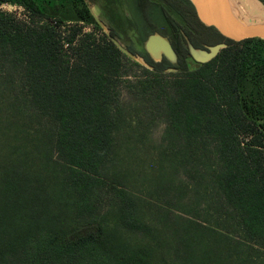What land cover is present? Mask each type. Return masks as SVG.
<instances>
[{
    "label": "trees",
    "instance_id": "16d2710c",
    "mask_svg": "<svg viewBox=\"0 0 264 264\" xmlns=\"http://www.w3.org/2000/svg\"><path fill=\"white\" fill-rule=\"evenodd\" d=\"M7 3L29 19L0 10V264H264V39L224 36L192 0H0ZM143 28L142 42L165 36L175 59L126 42ZM219 43L207 62L191 52ZM126 56L154 73L138 84L127 78L145 93L170 72L159 145L129 130L119 112ZM209 142L218 197L204 204L237 230L198 217L180 195L174 230L157 235L136 193H183L174 174ZM191 179L197 208L202 176ZM104 193L113 201L93 217ZM51 198L59 210L49 209ZM123 228L151 241L127 244Z\"/></svg>",
    "mask_w": 264,
    "mask_h": 264
},
{
    "label": "rangeland",
    "instance_id": "374dc122",
    "mask_svg": "<svg viewBox=\"0 0 264 264\" xmlns=\"http://www.w3.org/2000/svg\"><path fill=\"white\" fill-rule=\"evenodd\" d=\"M258 3L264 9V4L257 0ZM129 3V0H127ZM93 11L97 15L99 19V7L98 5L92 4ZM0 10L6 11L7 13H11L16 16L18 19H29V13L26 10L19 6H14L12 4H3L0 6ZM264 17H251L250 20H263ZM102 21V20H101ZM65 31V28H61ZM86 31H91V27H86ZM145 29H141V32H137V37L130 33L128 38L126 39L127 43H132L138 50L140 51H147L145 43L142 42L140 39L145 35ZM99 33V32H97ZM100 34V33H99ZM156 57L161 55V52L155 53ZM197 55H200L199 52H196ZM124 73L127 74L125 77H122L118 80L117 83V91L119 92V100H120V113L122 114L123 119H125L126 124H129V130H133L138 134H142L143 137L146 139H150L156 144H161L163 140V134L166 129V118L164 115V101L166 98V91L169 90L166 85L167 79L170 77L168 74L159 75L157 80H160L162 86H157L154 90H149L147 93L144 90H140L139 85L137 87L135 85H131L128 83L127 78L130 79L131 82L138 84V81L141 79H148L154 78V73L148 71L146 66L140 62L138 59L124 57ZM157 85V84H156ZM159 87V88H158ZM158 94L160 96H158ZM50 124V123H49ZM131 137V136H130ZM132 141L129 144V147L135 146L133 143L136 138H130ZM213 144L208 143L207 149L203 148L204 156L198 160L197 163L188 165L186 170H181L179 173L174 174L177 179L182 178L185 181V190L183 193H179L178 191L170 190L169 192L166 190L160 191H152L150 190L148 193L140 192L136 193V198L138 197V210L140 216L151 224L153 228V232L157 235H161L164 238L168 237L171 230H174V219L176 213H178V205H177V198L180 195H184L183 203L189 208L193 209L194 213H197L198 217H207L210 216L213 221L218 220L221 225L228 226L231 231L237 230L235 221L230 219L227 215L222 217L221 215L212 214V212H208L206 205L204 204L205 201H210L213 198L218 197V191L213 183V175L215 171H218L219 165L213 153ZM262 149L264 150V144L262 145ZM187 171V173L185 172ZM202 176L201 185L196 188V190L200 189V203L197 208L193 207V186L192 184L195 183V180L191 179L193 176ZM175 186V184L173 185ZM63 197H66L65 194H62ZM52 197V196H51ZM103 201L100 204L99 210H96L95 215L99 214L102 215L107 209L109 208V204L113 201L111 195H107L104 193L102 195ZM36 201L38 200L34 198ZM167 201H170L171 204H166ZM58 205L60 204V199L51 198L49 203V209H60ZM218 206H213L211 209L215 210ZM219 209V208H218ZM224 212L223 210H220ZM70 219L74 223H82V219L76 218L75 215H72ZM113 223V220H111ZM113 225V224H112ZM121 236L125 240L127 244L130 245H137L139 242H150V237L145 236L141 233H137V231H132L123 228L121 231ZM152 240L157 241V237L152 238ZM173 264H176L172 260ZM4 264H10V260L5 261Z\"/></svg>",
    "mask_w": 264,
    "mask_h": 264
},
{
    "label": "water",
    "instance_id": "95a60500",
    "mask_svg": "<svg viewBox=\"0 0 264 264\" xmlns=\"http://www.w3.org/2000/svg\"><path fill=\"white\" fill-rule=\"evenodd\" d=\"M196 6L197 14L201 21L207 26L217 28L224 36L234 40L242 41L248 38L260 37L264 39V19L263 20H245L242 19L231 0H192ZM96 20L103 24L101 19L94 13ZM147 52L154 58L159 59L162 55L174 60L175 52L169 40L159 34L152 33L144 41ZM120 48L131 55L130 52L121 44ZM225 46L219 43L211 46L209 50L195 49L191 47L194 58L199 62H207L217 55L219 50ZM159 47L161 55L156 57L155 48ZM199 52L200 55H197Z\"/></svg>",
    "mask_w": 264,
    "mask_h": 264
},
{
    "label": "bare ground",
    "instance_id": "6f19581e",
    "mask_svg": "<svg viewBox=\"0 0 264 264\" xmlns=\"http://www.w3.org/2000/svg\"><path fill=\"white\" fill-rule=\"evenodd\" d=\"M234 8L242 19L248 20L251 17H264V9L257 0H231ZM159 51L155 48L154 53Z\"/></svg>",
    "mask_w": 264,
    "mask_h": 264
},
{
    "label": "built area",
    "instance_id": "2783aa9c",
    "mask_svg": "<svg viewBox=\"0 0 264 264\" xmlns=\"http://www.w3.org/2000/svg\"><path fill=\"white\" fill-rule=\"evenodd\" d=\"M14 6H17V5H14ZM19 7H21V6H19ZM263 150V149H262ZM263 155H264V150H263Z\"/></svg>",
    "mask_w": 264,
    "mask_h": 264
}]
</instances>
